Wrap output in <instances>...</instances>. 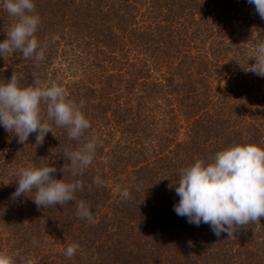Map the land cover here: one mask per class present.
Listing matches in <instances>:
<instances>
[{
    "label": "trees",
    "instance_id": "1",
    "mask_svg": "<svg viewBox=\"0 0 264 264\" xmlns=\"http://www.w3.org/2000/svg\"><path fill=\"white\" fill-rule=\"evenodd\" d=\"M45 58L0 56V84L12 74L63 86L97 137L94 159L72 176L63 151L83 142L52 124L42 145L0 126V251L16 264H264V217L217 237L178 216L182 168L233 144L264 148V77L249 71L264 20L247 0H33ZM0 0V42L14 23ZM55 37V39H53ZM46 118V108L41 105ZM52 166L79 180L76 202L37 207L13 198L17 171ZM99 176L101 185L93 183ZM130 198L123 200L120 191ZM70 244L79 248L67 258Z\"/></svg>",
    "mask_w": 264,
    "mask_h": 264
},
{
    "label": "clouds",
    "instance_id": "2",
    "mask_svg": "<svg viewBox=\"0 0 264 264\" xmlns=\"http://www.w3.org/2000/svg\"><path fill=\"white\" fill-rule=\"evenodd\" d=\"M264 20V0H247ZM2 6L14 18L6 39L0 42V56L20 52L23 59L35 58L43 61L44 47L35 33L40 17L35 14L33 0H2ZM55 39V37H53ZM252 58L255 63L251 72L264 77V42L254 47ZM46 108V118L41 114V105ZM80 104L68 99L66 89L57 82L44 83L34 79L33 85L21 87L18 78L12 74L10 80L0 84V126L18 137L24 144L30 134L36 133L35 144L42 145L52 124L67 130L69 140H81L76 150L65 149L62 153L70 160L72 176L82 175L94 159L97 137H84L90 129V121L81 111ZM57 169L52 166L30 164L17 171V187L13 198L34 193L33 202L39 208L66 205L76 202V215L81 220L95 223L91 206L84 200L76 201L75 193L83 191L79 181L65 182L56 179ZM93 183L101 185L100 177ZM175 193L179 202L174 205L178 216L186 217L188 223L199 226L208 224L219 237H228L241 227L259 223L264 217V148L254 143L233 144L217 151L208 161L196 159L194 163L179 172ZM123 200L130 198L127 189L120 191ZM79 245L70 244L65 250L67 258L74 257ZM0 264H16L6 252L0 251ZM20 264H32L31 259H22Z\"/></svg>",
    "mask_w": 264,
    "mask_h": 264
}]
</instances>
